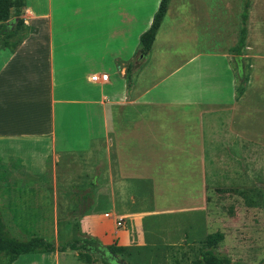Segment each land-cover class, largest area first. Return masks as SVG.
<instances>
[{
    "label": "crops",
    "instance_id": "0c3cea01",
    "mask_svg": "<svg viewBox=\"0 0 264 264\" xmlns=\"http://www.w3.org/2000/svg\"><path fill=\"white\" fill-rule=\"evenodd\" d=\"M159 2L24 0L19 17L32 30L14 49L0 48V137H48L58 151L106 140V200L114 210L128 203L115 211L126 229H106L112 219L97 216V205L80 219L81 231L104 245L146 242L142 219L157 214L142 211L148 187H169L171 201L174 187L225 178L217 174L223 148L237 156L245 141H264V0L249 7L240 95L232 49L242 0H168L142 59L139 38Z\"/></svg>",
    "mask_w": 264,
    "mask_h": 264
},
{
    "label": "rangeland",
    "instance_id": "374dc122",
    "mask_svg": "<svg viewBox=\"0 0 264 264\" xmlns=\"http://www.w3.org/2000/svg\"><path fill=\"white\" fill-rule=\"evenodd\" d=\"M3 46L0 39V48ZM243 62L247 81L246 57ZM232 66L235 68L233 61ZM131 71H135L133 67ZM238 85L236 76V95ZM105 146L103 139L84 150L58 151L48 137L1 136L0 215L7 232L18 239L38 235L61 246L77 237L82 214L94 205L97 216L112 219L105 224L106 229L125 230V217L115 211H128V203H115L118 209L114 210L106 200ZM223 149L226 153L219 158L224 169L218 163L217 174L225 178L204 186L174 187L172 191L178 196L171 201L166 193L169 187H153L155 194L148 187L150 194L140 205L147 211L145 215L157 214L142 219L146 242L124 246L125 250L116 253L118 257L128 264H192L201 258L206 236L220 232L223 238L213 247L219 257H227L231 264H264V141L260 145L245 141L239 157L230 152L232 148ZM96 176V183H92ZM96 192L100 197L95 201ZM152 232L160 237L150 238ZM111 244L119 245L116 241ZM66 250L20 254L11 264L87 263L78 257L77 250ZM109 255H92L88 263L104 264V258L108 264H117ZM7 259L0 253V264Z\"/></svg>",
    "mask_w": 264,
    "mask_h": 264
},
{
    "label": "trees",
    "instance_id": "16d2710c",
    "mask_svg": "<svg viewBox=\"0 0 264 264\" xmlns=\"http://www.w3.org/2000/svg\"><path fill=\"white\" fill-rule=\"evenodd\" d=\"M251 2L252 0H242L239 39L232 49L236 76L239 81V85L237 86L238 95L242 93L243 84L246 81V69L243 62V54L247 35L248 13ZM167 4L168 0H160L157 10L152 17L150 26L140 35L139 55L142 59L145 58L150 51L156 31L165 14ZM23 7L24 0H0V39L3 40L4 46L10 47L11 49H13V47H15L32 30L29 26L25 25L23 20L19 17ZM22 29L24 32L21 36H18V41L17 39L9 40ZM131 68L132 66H129L126 72L128 89L131 87L134 73V71H131ZM92 183H94L93 180ZM222 238L223 235L220 232L208 234L204 239L205 249L201 254V258L195 260L192 264H231L227 257H219L213 249ZM66 249L77 250L78 257L87 262L91 261L92 255L95 254L103 255V253L106 252L108 255H116L117 252L125 250L124 246L113 244L104 245L96 237L86 235L80 229L77 230L76 238L61 246H57L53 241L46 240L44 237L38 235H31L26 239H18L7 232L4 220L0 215V253L8 258L5 264H11V262H13L20 254L24 253L52 252L56 250L65 251ZM103 263L108 264L107 260L104 258Z\"/></svg>",
    "mask_w": 264,
    "mask_h": 264
},
{
    "label": "water",
    "instance_id": "95a60500",
    "mask_svg": "<svg viewBox=\"0 0 264 264\" xmlns=\"http://www.w3.org/2000/svg\"><path fill=\"white\" fill-rule=\"evenodd\" d=\"M110 258L114 260L117 264H128L126 261L118 257L117 255H110Z\"/></svg>",
    "mask_w": 264,
    "mask_h": 264
},
{
    "label": "built area",
    "instance_id": "2783aa9c",
    "mask_svg": "<svg viewBox=\"0 0 264 264\" xmlns=\"http://www.w3.org/2000/svg\"><path fill=\"white\" fill-rule=\"evenodd\" d=\"M99 78L102 80H105V79H107V74L106 73H103L101 75L94 74L91 76L92 80H98Z\"/></svg>",
    "mask_w": 264,
    "mask_h": 264
}]
</instances>
